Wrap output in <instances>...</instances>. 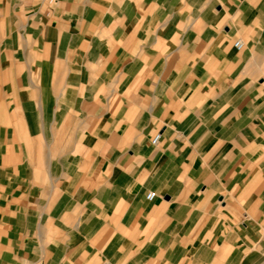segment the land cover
I'll return each instance as SVG.
<instances>
[{
    "label": "crops",
    "instance_id": "1",
    "mask_svg": "<svg viewBox=\"0 0 264 264\" xmlns=\"http://www.w3.org/2000/svg\"><path fill=\"white\" fill-rule=\"evenodd\" d=\"M0 264H264V0H0Z\"/></svg>",
    "mask_w": 264,
    "mask_h": 264
},
{
    "label": "built area",
    "instance_id": "2",
    "mask_svg": "<svg viewBox=\"0 0 264 264\" xmlns=\"http://www.w3.org/2000/svg\"><path fill=\"white\" fill-rule=\"evenodd\" d=\"M235 47L240 50L243 47V43L241 41H237L235 43ZM160 139H161V133H157L152 139V144L156 146L159 143ZM155 196L156 194L154 192H149L146 198L148 201H152L155 199Z\"/></svg>",
    "mask_w": 264,
    "mask_h": 264
}]
</instances>
